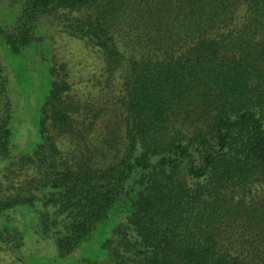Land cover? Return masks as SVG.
<instances>
[{
  "label": "trees",
  "instance_id": "1",
  "mask_svg": "<svg viewBox=\"0 0 264 264\" xmlns=\"http://www.w3.org/2000/svg\"><path fill=\"white\" fill-rule=\"evenodd\" d=\"M55 32L100 52L113 83L96 106L42 50ZM0 40L53 60L24 154L0 55V251L32 264V212L56 261L264 264V0H23Z\"/></svg>",
  "mask_w": 264,
  "mask_h": 264
},
{
  "label": "rangeland",
  "instance_id": "2",
  "mask_svg": "<svg viewBox=\"0 0 264 264\" xmlns=\"http://www.w3.org/2000/svg\"><path fill=\"white\" fill-rule=\"evenodd\" d=\"M22 1L0 0V22L4 23L10 14L17 11ZM41 48L46 53L51 52L50 54L54 56V63L58 69L62 65L67 66L66 72H68L69 81L72 85V93L78 94L83 101H90L93 106L104 100L102 88H106L113 82H105L106 65L98 50L88 47L78 39L69 37L64 32L48 35ZM36 54L33 50H28L23 56H14L0 40L1 59L8 68L16 93V110L12 121L13 140L18 142L16 148L24 154L33 152L40 142L39 122L44 102L50 91L49 69L53 66V60L49 57L48 61L44 62L40 60L39 56L36 57ZM96 97L97 99L94 100ZM103 125V121L100 119L96 131L99 127L103 129ZM81 145L84 144L81 143ZM10 178L17 183L24 181V177L22 178V175L19 174ZM15 181L12 182L15 183ZM4 187L7 188V185L4 184ZM18 210L27 213L23 208ZM30 213H27L28 219L23 220L19 227L22 228L28 245V248L25 247L24 253L28 255V261L32 264H78L83 255L85 258L96 256L97 251L83 249L80 251V258L78 259L71 256L66 261H56L55 252L46 250L48 249L45 245L46 241L39 239L36 233H32L35 214ZM0 225L13 227L14 222L0 219ZM95 247L99 250L98 244H95ZM27 263L26 258H20L13 252L0 251V264Z\"/></svg>",
  "mask_w": 264,
  "mask_h": 264
}]
</instances>
